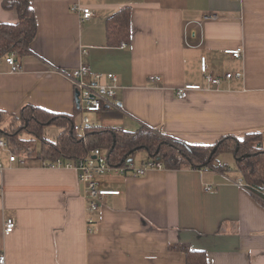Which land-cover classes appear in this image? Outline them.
<instances>
[{"label": "crops", "instance_id": "0c3cea01", "mask_svg": "<svg viewBox=\"0 0 264 264\" xmlns=\"http://www.w3.org/2000/svg\"><path fill=\"white\" fill-rule=\"evenodd\" d=\"M2 1L0 23L16 24V10H4ZM79 2L91 8L90 20L81 21L70 10L72 0H29L36 36L17 57L20 72L0 63V112L6 115L0 130L26 106L79 122L68 75L88 65L93 73L120 79L118 106L96 114L98 127L127 132L148 127L194 146L256 133L264 144V0ZM122 9L131 12L130 40L112 46L106 24ZM209 12L222 19L198 27L195 22ZM237 48L239 60L224 53ZM82 49L88 54L81 55ZM201 58L213 76L242 73L243 78L210 87ZM185 84L204 90L179 100L175 91ZM61 132L51 125L42 135L54 142ZM0 141L6 146L0 147L3 264H185L183 249L204 251L208 264H264V207L234 184L241 177L230 166L224 172L163 168L99 179L119 195L103 198L90 215L94 224L88 232L77 173L17 156ZM10 154L25 165L10 162ZM147 158L132 157L137 164ZM207 186L212 190L204 191ZM9 218L15 228L6 236L3 223Z\"/></svg>", "mask_w": 264, "mask_h": 264}, {"label": "trees", "instance_id": "16d2710c", "mask_svg": "<svg viewBox=\"0 0 264 264\" xmlns=\"http://www.w3.org/2000/svg\"><path fill=\"white\" fill-rule=\"evenodd\" d=\"M2 8L16 10L18 22L0 23V59L11 53L22 56L36 36V21L29 0H3ZM130 22L131 12L128 9H122L109 18L106 32L110 45L129 42ZM5 116L0 112V124ZM74 124V116L55 115L26 106L18 117L10 119L8 125L1 128L0 138L5 140L15 155L45 163L58 159L78 162L93 149H101L107 151L110 164L123 166L127 158L143 151L148 158L160 157L165 169H216L224 172L229 166L222 164L218 158L230 155L234 159V170L246 189L264 207V144L259 134H246L242 140L225 136L211 146H194L148 127L127 132L95 126L80 135L73 129ZM51 125L62 128L54 142L44 139L42 135L43 128ZM182 252L185 264H208L204 251L183 249Z\"/></svg>", "mask_w": 264, "mask_h": 264}, {"label": "built area", "instance_id": "2783aa9c", "mask_svg": "<svg viewBox=\"0 0 264 264\" xmlns=\"http://www.w3.org/2000/svg\"><path fill=\"white\" fill-rule=\"evenodd\" d=\"M70 10L78 15L81 21H88L92 18V10L89 6L81 4L79 0H72ZM222 19L217 13H203L200 21H196V25L201 27L205 22H217ZM225 54L232 59L239 60L242 57V49L225 50ZM88 52L86 49L81 50V55L85 56ZM18 55L11 53L8 56L0 59V63L4 62L10 68L12 73L20 72L22 70L20 62L17 60ZM200 70L204 76V80L210 87L218 88L223 80L242 79V73H225L222 77L213 76L207 73L205 59L201 58ZM75 94L78 100V114H80L79 122L73 125V129L80 135H84L86 129L95 127L91 116L92 114L100 113L106 107L117 108L118 102L117 89L120 86V79L114 74H97L91 71L88 65H80L74 69L69 75ZM149 81L160 82V77H150ZM204 90L198 84H185L175 91V96L179 100H185L189 91ZM0 147H6L0 141ZM9 161H17L19 165H25L23 159L17 160L12 154L9 155ZM44 167L49 168H66L72 169L77 173L78 182L83 187L85 208L88 216L86 217V224L88 225V232H92L91 225L94 224L93 218L90 215L94 214L104 197L109 195H119V191L105 189L101 185L99 179L109 176H144L152 170H162L164 168L163 162L159 157L147 158L142 163L137 164L132 157L127 158L123 166H114L109 163L107 151L101 149H93L83 159L78 162L58 159L54 163L46 164ZM237 187L246 188L241 179L234 181ZM212 187H205L204 191H211ZM15 228L13 219H6L3 223L4 235H9ZM4 255H0V264L4 263Z\"/></svg>", "mask_w": 264, "mask_h": 264}, {"label": "rangeland", "instance_id": "374dc122", "mask_svg": "<svg viewBox=\"0 0 264 264\" xmlns=\"http://www.w3.org/2000/svg\"><path fill=\"white\" fill-rule=\"evenodd\" d=\"M90 116L92 117V121H93V118L96 116V114H92V115H90ZM3 121H4V120H3ZM8 123H9V122H8ZM93 123H94V121H93ZM7 125H8V124H7ZM7 125H6V126H7ZM6 126H4V127H6ZM143 156H146V153L143 152V151H138V152H136L132 157H133L134 159L138 160V159H140V158L143 157ZM218 160H220V162H222V163H227L228 166H230L231 169H233L234 166H235V164H234V159H233V157L230 156V155H222V156H220V157L218 158Z\"/></svg>", "mask_w": 264, "mask_h": 264}, {"label": "water", "instance_id": "95a60500", "mask_svg": "<svg viewBox=\"0 0 264 264\" xmlns=\"http://www.w3.org/2000/svg\"><path fill=\"white\" fill-rule=\"evenodd\" d=\"M76 103H77V108H78V100H77V94H76Z\"/></svg>", "mask_w": 264, "mask_h": 264}]
</instances>
